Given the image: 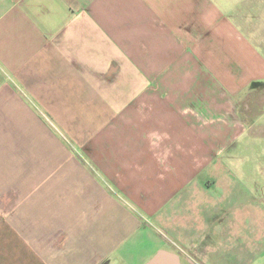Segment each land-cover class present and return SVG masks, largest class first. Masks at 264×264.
Listing matches in <instances>:
<instances>
[{
  "label": "crops",
  "instance_id": "obj_1",
  "mask_svg": "<svg viewBox=\"0 0 264 264\" xmlns=\"http://www.w3.org/2000/svg\"><path fill=\"white\" fill-rule=\"evenodd\" d=\"M263 137L264 0H0V264H259Z\"/></svg>",
  "mask_w": 264,
  "mask_h": 264
},
{
  "label": "water",
  "instance_id": "obj_2",
  "mask_svg": "<svg viewBox=\"0 0 264 264\" xmlns=\"http://www.w3.org/2000/svg\"><path fill=\"white\" fill-rule=\"evenodd\" d=\"M148 264H179V262L176 255L161 250L151 258Z\"/></svg>",
  "mask_w": 264,
  "mask_h": 264
},
{
  "label": "rangeland",
  "instance_id": "obj_3",
  "mask_svg": "<svg viewBox=\"0 0 264 264\" xmlns=\"http://www.w3.org/2000/svg\"><path fill=\"white\" fill-rule=\"evenodd\" d=\"M260 137H262V136H260ZM263 139H264V137H263ZM259 144H260V147H261V148H264V141H263V142H260ZM250 149H254V147H251ZM259 149H260V148H259ZM255 150H256V149H255ZM249 152H250V154L252 153L251 150H249ZM254 154H255V151H254ZM248 160H249L250 162L258 161V162H259V166H260V168H262V169L264 170V157H262V158H249ZM249 230H250V232H251V231H254L253 228H252L251 226L249 227ZM262 241H263V243H264V239H263ZM259 264H264V261L261 260V258L259 259Z\"/></svg>",
  "mask_w": 264,
  "mask_h": 264
}]
</instances>
